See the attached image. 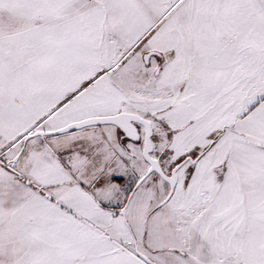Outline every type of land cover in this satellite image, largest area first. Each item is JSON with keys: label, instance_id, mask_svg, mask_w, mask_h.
Listing matches in <instances>:
<instances>
[{"label": "snow or ice", "instance_id": "6c2138e0", "mask_svg": "<svg viewBox=\"0 0 264 264\" xmlns=\"http://www.w3.org/2000/svg\"><path fill=\"white\" fill-rule=\"evenodd\" d=\"M0 264H264V0H0Z\"/></svg>", "mask_w": 264, "mask_h": 264}]
</instances>
